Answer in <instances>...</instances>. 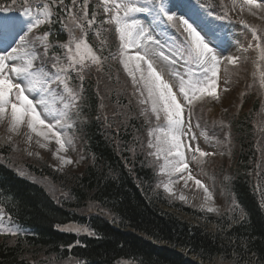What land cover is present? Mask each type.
<instances>
[{"label":"trees","instance_id":"16d2710c","mask_svg":"<svg viewBox=\"0 0 264 264\" xmlns=\"http://www.w3.org/2000/svg\"><path fill=\"white\" fill-rule=\"evenodd\" d=\"M33 0H30V2ZM40 3L41 0H34ZM83 0H77V7ZM212 11L220 0H204ZM23 0H0V7L22 8ZM52 6V22L37 32L50 33L46 66L64 57L69 39L65 8ZM87 40L97 54L106 41L104 69L85 74L82 101L73 131L85 157L82 167L53 170L49 157L15 166L11 144L0 140V210L24 234L0 236V264H264V87L260 77L242 75L236 106L219 111L204 103L201 126L218 144L225 142L231 157L217 159L226 167L217 195L221 208L209 213L188 206L160 187L156 166L148 154V122L140 115L136 94L119 64L118 35L100 0H89ZM100 36L97 37L96 33ZM78 35V34H77ZM44 57L43 49H38ZM264 71V62H260ZM73 77L75 73L71 74ZM74 85L79 86L78 78ZM103 105V106H102ZM239 105V106H238ZM23 156V154H22ZM23 168L24 174L17 171ZM28 173V175H26ZM43 177L56 187L47 192L31 177ZM219 182V180L217 181ZM57 188L59 189L58 192ZM241 214L243 220L240 219ZM67 223L88 229L76 233L58 227Z\"/></svg>","mask_w":264,"mask_h":264},{"label":"snow or ice","instance_id":"6c2138e0","mask_svg":"<svg viewBox=\"0 0 264 264\" xmlns=\"http://www.w3.org/2000/svg\"><path fill=\"white\" fill-rule=\"evenodd\" d=\"M16 3L17 0H12L13 6ZM56 3L57 0H41L33 11L30 0H23L22 15L28 17L26 31L20 27L21 21L16 17L0 15V124L6 123L8 131L13 134H19L21 128H26L27 142L30 143L36 137V144L42 149H47L48 143L54 140L57 148L53 155L60 160L62 167L73 163L70 158L58 153L67 152L73 144L72 137L64 130L72 128L74 124L70 121L74 115H79L75 110L82 101L85 74L92 66L97 72L103 71L106 61L117 57L111 54L103 56L106 44L103 40L101 54L94 51L87 40V29L94 26L96 14L93 13L89 18V0H83L79 8L77 0H71L72 7L65 8L66 21H62L69 36L68 41L61 45L65 50L64 57L54 56L51 65L54 71H50L46 67L50 33L44 31L42 35H34V30L52 22V6ZM59 4L63 5L64 0H59ZM100 5L108 17L103 23L116 25L119 63L131 78L134 95L139 94L138 103L143 106L140 115L151 113L157 122L163 121L162 125L158 123L155 129L148 132V148L154 149L148 154L155 156L157 161H164L160 171L169 177V182L163 184L164 190L171 194V184L174 183L171 177L188 172L187 177L181 176V179H185V183L194 180L195 185L203 189L204 203L201 208L209 213H218V209L209 203L213 200L209 189L199 179H194L186 161V152L199 153L200 158L213 155L199 147L193 149L190 143H185L186 139H195L194 136L189 137L195 103L205 97L217 98L222 62V52L213 44L216 37L210 36L202 27L203 17L199 10L203 5L194 4L193 0H146L144 4H139L138 0H100ZM245 6L253 16L257 12L264 13V3H258L257 0H243L242 11ZM10 11L7 7L0 8V12ZM134 13L149 14L165 33L175 29L183 36V40L176 47L154 38L149 29L132 18ZM218 18H228V12L225 11ZM240 23L249 27L244 20ZM250 31L256 40L258 60L264 62V35H260L256 27H251ZM96 35L99 38L100 33ZM166 47L170 49L171 55L163 51ZM252 47L248 45V48ZM38 48L43 49L44 57H41ZM157 49L160 51L157 52ZM157 55L170 65L183 61L186 65H195V68L185 75L179 71L171 72L178 81L174 86L157 70L153 59ZM223 59L229 65L236 66L240 58L228 55ZM72 73L76 76L73 77ZM76 78L80 81L78 87L74 85ZM260 81L261 87H264V71L260 72ZM7 140L11 141L12 136H8ZM28 154L32 155L31 152ZM192 159H197L195 154ZM199 162L203 163V160ZM180 199L184 200L185 197L181 195ZM261 206L264 207V204ZM243 218L241 214L240 219ZM63 230L88 232L86 228L74 226H67ZM9 231L12 235L17 234V230ZM88 234L93 235L91 232Z\"/></svg>","mask_w":264,"mask_h":264},{"label":"rangeland","instance_id":"374dc122","mask_svg":"<svg viewBox=\"0 0 264 264\" xmlns=\"http://www.w3.org/2000/svg\"><path fill=\"white\" fill-rule=\"evenodd\" d=\"M145 1L146 0H138V3L144 4ZM257 2L258 3H264V0H260ZM221 3L227 9V12L232 17L233 27H239V28L245 30V33L230 31L228 29L227 30L216 29V26L214 25V21L212 20L213 18L211 17V15L208 14L207 12H205L203 8L199 10V14L203 17L204 28L206 30H208L209 34H212V36H215L217 38V42L222 41V43H226V46L223 45V47L225 49L229 50V52H226L229 54H226V53L222 54V57H221L222 62L220 64L218 87L216 90L217 91V98H213L215 105H217L216 108L217 107L224 108L225 106H228V104L225 105V103L232 102L235 100L234 97H236V95L238 93L237 88L240 86L241 77H242V75L238 71V66L248 67L247 71L245 72L248 77L250 76V74H252L251 65L249 64L251 62L252 56L248 53V51H244V49H247V47L249 45L251 31H250V29L246 30L245 26L242 25L240 23V21L244 20L245 23H248L250 26H252L251 22L256 23L258 25V27L261 28L262 35H264V19H261V16H264V13L257 12V15L253 16L251 14V12L248 10L247 6H245L244 10L242 11L241 5L243 3V0H235V4L233 3V0H221ZM253 11H255V10H253ZM132 18L140 21L141 23L145 21L148 24V29L151 31V34L153 35V37L157 39V35L155 34V32H157V31L159 32L160 29L162 30V27L157 26L155 22L153 23V19L149 14H147V13H134L132 15ZM27 20H28V17L25 18L24 23H27ZM212 30L217 31V35L212 33ZM78 31H79L78 29L75 30L76 33H78ZM163 33H165V32L163 31ZM168 33H170V30H168V32L166 34H168ZM169 36H171V38L169 39L167 44L175 45L177 43V41H176L177 36L172 35V34L171 35L169 34ZM179 38H180V40L181 39L183 40L182 35H179ZM232 44H234V45L236 44V47H237L236 50L231 51V48H232L231 45ZM252 44H254L253 47H255L256 41H253ZM156 51L159 52L160 50L157 49ZM165 54L170 55L168 52H165ZM228 55H236L240 58L239 62L236 66L229 65L227 63V61L225 59H223V57H226ZM153 59L155 62V66L157 67V70L161 71L164 78L169 83H171L175 86L177 83H176L174 77L170 76V74L168 73V70L173 68L175 66V64L170 65L169 62L161 60L158 55L153 57ZM256 59L258 60V55H257V57L255 56L254 60H256ZM255 63H256V61H255ZM223 65H224V69L222 71ZM144 67L146 68V66H144ZM194 68H195V65H192V64H190L186 68H182V74L181 75H185L190 69H194ZM254 70H255V67H254ZM178 71L181 73L180 69ZM185 78H187V77L185 76ZM225 81H227V82H225ZM131 87H132V85H131ZM132 90H133V92L135 91L133 89V87H132ZM174 90H175V87H174ZM136 95L138 96L139 94L137 93ZM225 97L228 99V101H225ZM202 107L200 106L195 112V117L197 118L199 116L200 122L202 120H204V110ZM185 117L187 119V109L185 110ZM152 118L154 120L152 123H153V125H155V128H156L158 123H160L161 125L163 124V121L157 122L154 116ZM73 121H74V117H73V120L70 121V123H73ZM155 128H153V129H155ZM67 129L68 128H66V130H65L66 133H67ZM192 132L193 131H191L189 133V137L194 136L195 139H186L185 143H190L192 145L193 149H195L196 147H199L202 151L211 152V153H213V155L200 158L199 153H194V152L188 153V152H186V161L189 165V170L191 167V169L194 172V173H192L190 170V173L192 174L194 179H199L209 189V192L213 196V200L210 201L209 203H211V205L213 207H216L217 209H219V206L217 204V199L215 197V192L222 188L223 184L220 183V181L222 179H225L227 177V175L225 172L226 167L225 168L222 167L223 164L218 162L217 159L214 158V155L217 153H214L213 151L214 150H217V151L222 150L223 152L227 153L228 149L224 148V147H227V144L225 142H222L221 144L215 145L213 140L208 139L202 132H198L197 137L195 136V132H193V133ZM26 133H27L26 128H21L19 134L10 133L8 131L6 123L0 124V140L4 143H8V144L12 145L10 157L12 159V163L15 166L21 165L23 158H27L30 161L31 160L32 161H38V160H44L43 157L48 156L49 157L48 164L52 167V169L58 170V171H63L66 169H71V170L74 169L73 163L72 164H66V165H63L61 167L60 160L57 159L53 155V153L56 151V148H57V146L54 143V140L48 143L47 149H42L36 144L35 137H33V140L30 143L27 142ZM67 134L72 137L73 144L70 146V148L67 152H63L62 154L65 157L70 158L74 163L79 162L82 160L81 156L79 155L80 154L79 153L80 147H81L79 139H78L79 137H77L73 131H71V133H67ZM10 135L12 136V140L8 141L7 137ZM211 139H212V137H211ZM153 151H154V149H153ZM29 152H31L32 155H29L28 154ZM22 154H23V156H22ZM193 154H195L197 157V159L195 161L192 159ZM201 159L203 160V163L199 162ZM163 163H164V161L162 160V163L160 165H162ZM17 171L20 172L21 174H24L23 168H21V167L18 168ZM158 171L160 172L161 176L164 178L162 183L163 184L168 183L169 177L167 175L161 173L160 166H159ZM26 175H28V173H26ZM174 178H175V176L171 177V179H174ZM31 179L35 180L40 185H43L49 193H50L49 188H53L56 190V187L52 186L50 184V182L43 177L35 178L32 176ZM176 180H177V178H176ZM218 180H219V182H217ZM212 182H213V186L211 185ZM181 186H183L182 181L181 180L176 181V185L174 188L175 192L172 193V195L176 196L178 199H180V188H181ZM58 191H59V189L57 188L56 192H58ZM188 192H192L194 195L189 194ZM188 192L184 196L185 199L183 201L191 202L194 207H198V208L202 209L201 207H199V203L204 202L203 189H200L197 186H194V187H191ZM219 194L221 196L225 195L222 193V191H220ZM202 210H204V209H202ZM3 215L4 214L2 212V217H3ZM1 225L2 224H0V226ZM67 226H74V227H79L81 229H84L83 227L74 225L72 223H67V224L61 225L58 228L60 230H63ZM5 229L7 231H9L10 229L15 230V229L9 227L7 224L5 225ZM63 231H65V230H63ZM72 232H75V231H72ZM2 233H7V232H2ZM79 233H84V231H81ZM62 264H64V263H62ZM212 264H229V263L224 262L220 259H216L213 261Z\"/></svg>","mask_w":264,"mask_h":264},{"label":"bare ground","instance_id":"6f19581e","mask_svg":"<svg viewBox=\"0 0 264 264\" xmlns=\"http://www.w3.org/2000/svg\"><path fill=\"white\" fill-rule=\"evenodd\" d=\"M36 139H38V138L35 137V141H36ZM58 155H60V156H64L62 153H58ZM55 157H56V156H55ZM56 158H57V157H56ZM57 159H58V158H57ZM188 174H189L188 172L180 173V174L175 175V178H174V179H171L172 181H174V183L171 184V187H172V190H173L172 192H175V191H174V188H175V185H176V181H178V180H181L182 183H183V186H181V188H180V196H181V195L185 196L186 193L189 191V189H190L191 187L196 186L195 183H194V180H188L187 183H185V179H181V176H184V177L186 178ZM191 175H192V174H191ZM176 178H177V180H176ZM188 193L194 195L192 192H188ZM203 203H204V202L199 203V207H201V205H202ZM210 205H211V203H210ZM211 206H212V205H211Z\"/></svg>","mask_w":264,"mask_h":264}]
</instances>
